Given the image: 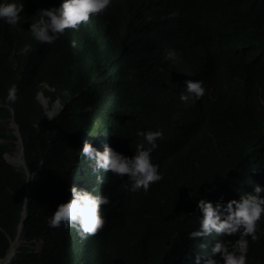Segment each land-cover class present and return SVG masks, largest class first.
<instances>
[{
    "label": "clouds",
    "instance_id": "9594fccd",
    "mask_svg": "<svg viewBox=\"0 0 264 264\" xmlns=\"http://www.w3.org/2000/svg\"><path fill=\"white\" fill-rule=\"evenodd\" d=\"M1 128L24 181L0 264L43 253L45 227L20 233L44 150L63 159L40 264H264V0H0Z\"/></svg>",
    "mask_w": 264,
    "mask_h": 264
},
{
    "label": "trees",
    "instance_id": "16d2710c",
    "mask_svg": "<svg viewBox=\"0 0 264 264\" xmlns=\"http://www.w3.org/2000/svg\"><path fill=\"white\" fill-rule=\"evenodd\" d=\"M239 59L241 57L237 56L234 61L239 62ZM2 60L3 57H1ZM35 113L36 111L20 95L17 106L13 109V117L17 122L27 163L31 168L37 166V129L30 125ZM70 118L71 113L66 110L48 123V129L51 131L60 130L68 123ZM109 119L103 117L100 124L103 125ZM8 136L4 129L1 128L0 137ZM4 149L5 147L0 144V256H2L7 247L9 238L13 235L15 224L19 221L18 210L24 181L22 174L15 171L1 159V153ZM62 159L61 156H53L48 150L47 152L44 150V156L41 158L42 163L38 166L37 173H35L36 179L32 180L30 185L32 191L28 196L29 202L24 208L25 217L21 219L20 235L25 240L42 235L43 227L47 231L49 230V232L43 233L46 237L44 239L43 253L41 255L30 253L27 251L28 244H22L9 264H40L43 256L51 254L53 247H58L57 237H59V230H51L47 223L48 218L55 212L57 206L51 203L52 199L48 198L44 189L45 183L51 176L60 175L58 169L61 167ZM47 208L51 211L50 215L45 214ZM98 243L99 247H108L101 240H98Z\"/></svg>",
    "mask_w": 264,
    "mask_h": 264
},
{
    "label": "bare ground",
    "instance_id": "6f19581e",
    "mask_svg": "<svg viewBox=\"0 0 264 264\" xmlns=\"http://www.w3.org/2000/svg\"><path fill=\"white\" fill-rule=\"evenodd\" d=\"M146 106V105H145ZM14 129V127H12ZM9 161L16 167H22L23 165V161L21 159V156L19 154V151L17 150V152L14 154L13 157L9 158Z\"/></svg>",
    "mask_w": 264,
    "mask_h": 264
},
{
    "label": "rangeland",
    "instance_id": "374dc122",
    "mask_svg": "<svg viewBox=\"0 0 264 264\" xmlns=\"http://www.w3.org/2000/svg\"><path fill=\"white\" fill-rule=\"evenodd\" d=\"M9 147H11L12 148V146H9ZM13 155V153H8L7 155H6V157H11Z\"/></svg>",
    "mask_w": 264,
    "mask_h": 264
}]
</instances>
